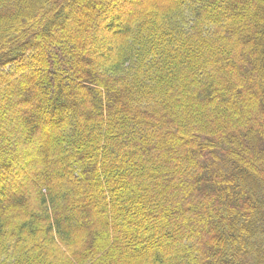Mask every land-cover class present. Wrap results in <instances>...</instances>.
I'll use <instances>...</instances> for the list:
<instances>
[{
    "label": "trees",
    "instance_id": "trees-1",
    "mask_svg": "<svg viewBox=\"0 0 264 264\" xmlns=\"http://www.w3.org/2000/svg\"><path fill=\"white\" fill-rule=\"evenodd\" d=\"M0 264H264V0H0Z\"/></svg>",
    "mask_w": 264,
    "mask_h": 264
},
{
    "label": "rangeland",
    "instance_id": "rangeland-1",
    "mask_svg": "<svg viewBox=\"0 0 264 264\" xmlns=\"http://www.w3.org/2000/svg\"><path fill=\"white\" fill-rule=\"evenodd\" d=\"M52 54V53H51Z\"/></svg>",
    "mask_w": 264,
    "mask_h": 264
}]
</instances>
